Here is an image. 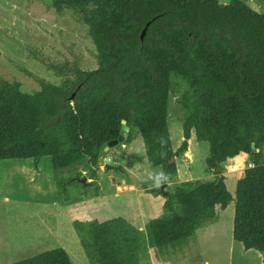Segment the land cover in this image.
<instances>
[{"label":"trees","instance_id":"trees-1","mask_svg":"<svg viewBox=\"0 0 264 264\" xmlns=\"http://www.w3.org/2000/svg\"><path fill=\"white\" fill-rule=\"evenodd\" d=\"M57 11L83 14L96 47L98 67H53L60 84L40 79L28 93L18 81L0 82V164L3 160L50 156L55 168L88 159L89 175L56 180L57 195L71 199V186L99 195L97 168L103 146L129 127L139 130L149 163L167 179L153 189L163 195V213L145 231L123 216L74 219L90 264H142L149 247H176L235 200L234 238L264 254V12L245 0H52ZM152 20L144 39L141 33ZM189 85L180 99L183 141L173 146L168 124L171 75ZM75 97L72 99V95ZM195 133L209 143V181L178 175L177 156ZM255 142V148L252 143ZM241 153L253 156L237 181L227 185L224 163ZM117 171H123L115 166ZM92 179L86 183L79 179ZM165 186V188H163ZM147 187V186H146ZM9 264H75L56 247Z\"/></svg>","mask_w":264,"mask_h":264},{"label":"rangeland","instance_id":"rangeland-1","mask_svg":"<svg viewBox=\"0 0 264 264\" xmlns=\"http://www.w3.org/2000/svg\"><path fill=\"white\" fill-rule=\"evenodd\" d=\"M229 2L230 0H220ZM253 9L264 12V0H245ZM52 0H0V82L18 81L21 89L34 93L41 89L40 79L60 84L65 75L59 74L54 65L70 67L80 66L84 70L98 67L96 47L89 35L88 25L81 11L65 7L57 11ZM172 91L169 94L168 124L173 146L177 149L183 141V113L180 99L189 85L182 76L171 75ZM129 129L123 128L128 135ZM119 143L116 146L103 147V154L97 168L100 182V199L93 189L84 196L79 193L77 184L71 186L72 206L85 209L87 219H108L123 216L136 226L145 228L147 222L163 213L165 197L154 195L148 189L156 186L149 179L161 172L153 167L146 155L145 144L139 130H135L132 142ZM210 146L206 141H198L195 133L189 140L188 151L177 158L178 175L171 187L185 180L214 179L215 174L208 169L206 158ZM106 163L120 166L123 171L107 168ZM253 165V156H240L224 163L227 185L234 197L237 181L246 168ZM33 166L32 168H29ZM45 182L77 172L89 175V161H83L62 168H55L51 158L44 157L36 163L32 159L3 160L0 164V240L23 244V253L33 256L38 253L63 247L71 251L75 264H90L80 243L67 204L57 195L54 196L41 188L30 178L34 174ZM33 177V176H32ZM92 179H88L91 181ZM162 184V180L159 186ZM46 187L47 184L45 183ZM147 186V187H146ZM165 188V186H163ZM73 207V208H74ZM235 200L226 209L218 208L217 216L208 220L196 232L195 236L176 247L165 249L150 248V255L142 258V264H254V257L260 252L252 250L248 256L235 248L231 258L229 242L234 227ZM83 219L84 218H80ZM22 226V227H21ZM238 244H241L240 242ZM237 246H242L238 245ZM241 248V247H240ZM15 254L9 253L8 257ZM204 258V260H203ZM248 260H246V259ZM164 259V262L161 261ZM201 259L202 261L198 260ZM17 261V260H16ZM15 262V261H14ZM12 263V262H10Z\"/></svg>","mask_w":264,"mask_h":264},{"label":"crops","instance_id":"crops-1","mask_svg":"<svg viewBox=\"0 0 264 264\" xmlns=\"http://www.w3.org/2000/svg\"><path fill=\"white\" fill-rule=\"evenodd\" d=\"M221 2V1H220ZM223 3H228V2H223ZM194 134V132H193ZM193 137V136H192ZM175 148V147H174ZM249 154L247 153H241L238 157L240 156H245V157H248ZM47 158H51L50 156H45ZM238 157H235V158H238ZM44 157H42L39 162L43 159ZM233 158V159H235ZM19 159H31V158H19ZM8 160V159H7ZM10 160H13V159H10ZM33 160V159H32ZM51 162H52V159H51ZM33 166H30L29 168H32ZM34 171V174L31 176L30 178V181L31 182H35V184L43 189L45 191V193H48V194H51L54 196V205L56 206V203H60L58 202L57 200V195H56V190H55V187H54V181H52L50 183V181L47 180V182H45L44 180V184H43V181L41 180V178H39V180L37 181L38 179V175H43L42 174V171L41 174H36L35 171L36 170H33ZM98 177V175H97ZM98 180V179H97ZM99 182V181H98ZM45 183L47 184V187L45 185ZM100 184V182H99ZM100 192V191H99ZM100 194V193H99ZM84 196H87V195H84ZM75 198V196H74ZM73 198V199H74ZM72 200L69 201V203L67 204L68 206V211H66L68 214H70V217L72 218V220L74 219H80V218H84V220H89L87 219L86 217H84V213H86L83 209L81 210L80 208H75L74 205L71 207L72 205ZM97 201L100 199V196L97 195L96 197ZM74 207V208H73ZM218 213V211H217ZM83 220V219H82ZM101 220H104V219H101ZM129 220V219H128ZM130 221V220H129ZM134 224V223H133ZM135 225V224H134ZM22 227V226H21ZM139 227V226H138ZM140 229L144 230L145 231V228H141L139 227ZM233 230H234V227L232 229V235H231V240L229 242V249H230V254H231V260H232V257L234 259V254L235 253V248H239L240 251H242L241 255H245V256H248L249 258L248 259H251V261L253 260V256H249L248 253H250L252 250H256V249H245L244 245L241 243V244H238L239 242L234 238V235H233ZM14 243H11V242H7L5 241L4 239H1L0 240V264H9L10 262H14V261H18V260H21V259H24V258H27L29 256H27L25 253H23L25 251V247H24V243L23 244H18V245H13ZM238 245H242V246H237ZM241 247V248H240ZM150 248L152 247H149V254L148 256L150 255ZM156 249V248H155ZM68 250V249H67ZM69 251V250H68ZM258 251V250H256ZM12 253V254H15L14 256H10L8 257L9 253ZM71 253V251H69ZM233 252V253H232ZM260 252V251H259ZM258 256L257 257H254V264H264V254L263 253H259L257 254ZM246 259V258H245ZM246 259V260H248ZM200 261H202L201 259H198ZM204 260V258H203ZM162 262H164V259H161ZM205 264H211V262L209 260H205Z\"/></svg>","mask_w":264,"mask_h":264},{"label":"water","instance_id":"water-1","mask_svg":"<svg viewBox=\"0 0 264 264\" xmlns=\"http://www.w3.org/2000/svg\"><path fill=\"white\" fill-rule=\"evenodd\" d=\"M151 22H152V20L148 21L147 24H146V26L144 27V29H143V31H142V33H141V38H142V39H144V37L146 36L147 31H148V28H149ZM74 97H75V93L72 95V99H73ZM123 128H124V127H123ZM128 128H129V127H128ZM125 140H126V135H125V133H121V134L119 135L118 138H115V139H113V140H110V141L107 142L104 146L107 145V146H109V147H113V146L118 145L119 143L124 142ZM255 145H256L255 142H253V143H252L253 148H255ZM104 146H103V147H104ZM102 154H103V148H102V151H101V155H102ZM100 157H101V156H100ZM100 163L103 164L104 162L100 160ZM105 165H106L107 168H114V167H115V166H113V165L110 164V163H106ZM79 180H80L81 182H83V183L88 182L87 177H82V178H80Z\"/></svg>","mask_w":264,"mask_h":264},{"label":"clouds","instance_id":"clouds-1","mask_svg":"<svg viewBox=\"0 0 264 264\" xmlns=\"http://www.w3.org/2000/svg\"><path fill=\"white\" fill-rule=\"evenodd\" d=\"M149 179H154L156 186H159L160 182L162 179H167V176L165 173L160 172L158 174H156L155 176H153V173H148Z\"/></svg>","mask_w":264,"mask_h":264},{"label":"bare ground","instance_id":"bare-ground-1","mask_svg":"<svg viewBox=\"0 0 264 264\" xmlns=\"http://www.w3.org/2000/svg\"><path fill=\"white\" fill-rule=\"evenodd\" d=\"M124 128L127 129V130L129 129L128 126H126V125L124 126Z\"/></svg>","mask_w":264,"mask_h":264}]
</instances>
